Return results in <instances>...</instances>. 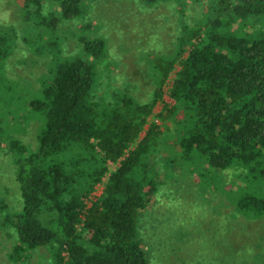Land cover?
Returning a JSON list of instances; mask_svg holds the SVG:
<instances>
[{
  "label": "trees",
  "instance_id": "1",
  "mask_svg": "<svg viewBox=\"0 0 264 264\" xmlns=\"http://www.w3.org/2000/svg\"><path fill=\"white\" fill-rule=\"evenodd\" d=\"M100 1L122 0H22L23 43L46 58L37 61L46 73L30 100L16 98L7 80L19 39L0 27V141L21 103L28 123L40 124L36 150L16 139L10 145L23 208L3 225L14 231L15 252L25 262L44 250L51 264H150L139 236L160 190L150 163L171 133L161 129L179 115L176 146L201 190L214 185L241 213L264 217V0H197L207 5H198L206 14L195 27L184 22L190 6L179 5L176 47L162 56L148 51L136 81L121 75L120 87H113L120 73L111 70L119 63L109 61V41L89 36L101 31L86 23ZM138 1L155 8L168 0ZM75 23L86 24L69 56L57 32ZM177 66L168 90L175 105L156 115L159 125L151 118ZM10 99L15 107L3 110ZM101 185L102 196L90 204Z\"/></svg>",
  "mask_w": 264,
  "mask_h": 264
},
{
  "label": "rangeland",
  "instance_id": "2",
  "mask_svg": "<svg viewBox=\"0 0 264 264\" xmlns=\"http://www.w3.org/2000/svg\"><path fill=\"white\" fill-rule=\"evenodd\" d=\"M21 3L22 0H0V27L14 29L19 39V48L6 68L7 80L15 86L16 98L30 100L42 89L39 79L46 73V63L37 61L46 58L33 55L39 51L31 53L23 43L28 27L21 17ZM158 5L149 8L138 0L100 1L89 16L90 20L86 21L100 26L99 34L91 32L89 36H104L109 41L110 63H119V67L112 65L113 75L120 73L115 77L113 87H120L125 81L121 75L125 79L129 75V81H136L137 71L144 67L146 60L143 59L148 51L156 56L172 52L182 31L181 15L177 11L179 5L190 6L189 16L184 22L187 20L195 27L206 14L198 5L207 4H199L197 0H168ZM86 23L66 24L58 30L66 55L75 53L77 39L82 34L81 27ZM179 70L177 66L167 83V94L151 121L157 120L156 115L167 104L175 105L168 90ZM11 100L3 103V110L15 107ZM18 106L21 113L18 117H8V136L0 141V264H51L52 257L44 250L32 253L28 262L19 259L15 252L17 237L10 227L3 225L7 214L17 213L22 211L20 207L23 208L14 181L13 161L17 153L10 149L12 139L20 141L29 151L36 150L38 145L40 124L37 121L28 123L23 112L27 113L26 105L21 103ZM182 120L183 115H179L161 129L164 132L166 127L170 128V136L164 137L151 158L150 165L158 175L160 190L139 231L140 240L149 251L150 264H264V217L258 219L252 213H241L238 204L230 202L225 193L214 185L206 191L201 190V178L189 171L193 166L183 164L181 149L176 146L177 134L183 130ZM156 122L163 125L158 120ZM145 135L146 132L140 140ZM169 161L173 163L169 165ZM111 170H115L114 165H111ZM104 182H107L106 178ZM103 192L104 185H101L90 204Z\"/></svg>",
  "mask_w": 264,
  "mask_h": 264
}]
</instances>
